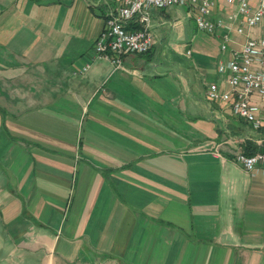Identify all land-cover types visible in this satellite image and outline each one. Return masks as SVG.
I'll return each instance as SVG.
<instances>
[{
	"label": "crops",
	"instance_id": "obj_1",
	"mask_svg": "<svg viewBox=\"0 0 264 264\" xmlns=\"http://www.w3.org/2000/svg\"><path fill=\"white\" fill-rule=\"evenodd\" d=\"M116 4L0 0V264H264V171L234 160L264 132L158 9L147 53L93 58Z\"/></svg>",
	"mask_w": 264,
	"mask_h": 264
},
{
	"label": "built area",
	"instance_id": "obj_2",
	"mask_svg": "<svg viewBox=\"0 0 264 264\" xmlns=\"http://www.w3.org/2000/svg\"><path fill=\"white\" fill-rule=\"evenodd\" d=\"M175 4H186L197 28L218 38L220 51L228 54L217 64L218 71H226L227 87L216 81L207 83L206 98L226 103L252 129L264 132V103L254 100L258 97L264 102V0H117L94 40L93 58L119 67L123 55L147 53L154 44L150 8ZM234 160L248 173L264 171V150L239 151Z\"/></svg>",
	"mask_w": 264,
	"mask_h": 264
},
{
	"label": "rangeland",
	"instance_id": "obj_3",
	"mask_svg": "<svg viewBox=\"0 0 264 264\" xmlns=\"http://www.w3.org/2000/svg\"><path fill=\"white\" fill-rule=\"evenodd\" d=\"M217 8L218 4H216L213 8V12L217 11ZM150 9L152 10L157 8L151 7ZM157 11H160L161 19L164 21L161 25L163 32L169 30V24L171 22L186 25L188 39H183L181 42L185 43V45L187 44L186 49L188 48L191 51V55L190 58H183L184 60L199 67V71L196 72L195 70L194 72H190V76L194 75V77H196V87H198L201 91L200 96H203L204 82L209 83L210 81L216 80L217 76L225 82L226 71H218L217 69V51L219 50V40L213 35L197 28L194 16L191 14L192 11H189V7L186 4H175L158 9ZM155 26H157L156 21H153L150 27L152 32H157L156 29L158 26ZM170 36H173V34L171 33ZM201 125H203V123H201ZM220 126L221 124H219L218 121V125L216 126L218 128V137L221 136V131L219 130ZM206 131H208V129H206ZM226 134L229 135V132Z\"/></svg>",
	"mask_w": 264,
	"mask_h": 264
},
{
	"label": "trees",
	"instance_id": "obj_4",
	"mask_svg": "<svg viewBox=\"0 0 264 264\" xmlns=\"http://www.w3.org/2000/svg\"><path fill=\"white\" fill-rule=\"evenodd\" d=\"M243 152L246 154H253L256 151L264 150V143L262 145H256L251 140H245L242 145Z\"/></svg>",
	"mask_w": 264,
	"mask_h": 264
}]
</instances>
